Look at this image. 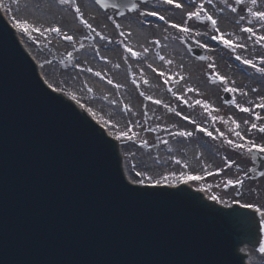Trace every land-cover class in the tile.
<instances>
[{"label":"water","instance_id":"95a60500","mask_svg":"<svg viewBox=\"0 0 264 264\" xmlns=\"http://www.w3.org/2000/svg\"><path fill=\"white\" fill-rule=\"evenodd\" d=\"M238 214L128 185L112 142L42 84L0 16V264H244Z\"/></svg>","mask_w":264,"mask_h":264},{"label":"bare ground","instance_id":"6f19581e","mask_svg":"<svg viewBox=\"0 0 264 264\" xmlns=\"http://www.w3.org/2000/svg\"><path fill=\"white\" fill-rule=\"evenodd\" d=\"M58 2L60 3H55V0H0V9L11 23L22 20L29 24L31 38L21 31H17V35L29 57L37 64L43 80L59 92L62 91L60 86H68L74 91L75 98L86 100L88 105H92L94 114L109 127L110 135L118 134L126 141L121 143L119 151L123 171L129 181L139 183L141 179L151 177L166 182L181 178V173L188 175L192 172V167L202 168L200 161H203V157L208 158L209 152L204 154L201 145H198L200 149L196 154L191 151L187 158L189 166L187 159L178 155L188 153V149L181 147L180 142L191 137L180 135L181 132H190L200 139L204 135L198 128H218L232 139L236 136V131L241 132L240 128L245 121L249 124L257 122L258 118L251 111L256 107V98L258 105L264 100V91L259 94L253 89L264 84V77L256 70L259 66L253 67L243 61L252 60L255 65L262 63L263 57L258 56V53L264 49V42H258V37L264 36V22L247 9L246 16H242L237 8H228L221 0H184L188 8L180 0L175 2L181 3L182 8H176L175 3L170 5L165 0H158L141 5V10L150 16L141 24L142 28L132 21L135 17L133 14L132 17L128 15L124 20L117 19L112 26L109 25L95 8L93 0ZM245 3L254 12L264 11V0H257L255 5L251 0H245ZM201 5L203 9H200ZM77 6L80 13L76 12ZM214 9L225 13L227 17L222 15L225 21L216 25L211 35L205 31L204 26L195 23V18L187 17L188 12L197 10H201L202 15H211L215 13ZM12 14L14 20L10 19ZM25 14L26 17L35 19V16L39 20L29 19V22ZM51 14L68 17V28L78 33V39H74L65 48L58 44L55 47L45 21ZM247 16L249 25H244L243 19ZM71 17H76L82 25L72 23ZM172 24L187 26L190 31L183 32L172 27ZM35 28L40 31H35ZM246 28H252L255 35L246 32ZM230 31L232 35L229 36L227 34ZM221 33L236 46L229 47L215 38ZM87 35L95 38L85 39ZM202 43L208 53L205 63L192 57L188 51L192 44ZM220 46L226 50L231 48L236 55H230L226 51V55L222 57L216 51ZM127 48L134 52L133 57L126 58L122 53ZM64 53L63 59L68 61V67L63 71L57 65ZM106 64L111 65L110 71ZM217 74L225 77V80H220ZM211 78L218 79L219 83H211ZM228 88L239 89L230 91L236 99L234 106L223 105L219 98L218 102L213 98V93L228 91ZM204 103L211 107L205 109ZM243 107L250 108L251 111H241ZM185 116L189 119L185 120ZM237 123L239 128L236 127ZM128 139L138 144L141 152ZM219 168L217 164H213L209 173L194 171L202 177L196 182L206 179L213 181L221 175ZM164 176L168 177L166 181L162 179ZM193 185L196 189L203 190L205 198L209 200H213V196L218 197L217 192L211 191L209 185L203 184V188ZM213 201L231 204L227 200ZM255 208L264 211L263 205L253 207ZM259 222L264 238V217H260ZM241 251L246 264H264V260L258 259L259 252L256 251L259 250L253 246L246 244Z\"/></svg>","mask_w":264,"mask_h":264},{"label":"rangeland","instance_id":"374dc122","mask_svg":"<svg viewBox=\"0 0 264 264\" xmlns=\"http://www.w3.org/2000/svg\"><path fill=\"white\" fill-rule=\"evenodd\" d=\"M183 3L184 0H181ZM189 1V0H187ZM223 2V4L226 7H232L233 9L237 8L238 13H241L242 16H246V9L248 10L250 7H248V5L245 3V0H242L241 2L238 1L236 2V0H221ZM55 3H59L58 0H55ZM143 4V3H141ZM96 9H98L102 15V17L104 18L105 22L108 23L109 25L112 26V24L114 23V21H116L117 19L119 20H124L123 18L129 16H133L135 15V17L133 18V22L138 26V27H142L141 23H143V20L145 19V16H143V13H141V7L138 8V10H135L134 12H130L128 11L126 14L119 16L117 15V9L114 8H110V10H104V8H102L100 5L95 4L94 5ZM187 6V5H186ZM188 8V6H187ZM191 8V6L189 7ZM215 11V15H217L216 18H218V20L223 23V21H225L224 19L227 17L225 15V13H221V11H218V9H214ZM133 14V15H132ZM222 15L225 17H222ZM26 17V14H25ZM36 20H39L37 17L33 16ZM208 16H201L200 18H197V20L195 21V23H197L198 25L204 26L205 31L211 35L213 33L211 26H212V22L211 20H209L207 18ZM29 19L31 20H35L31 17L28 16ZM28 18L26 17V19L28 20ZM72 18V17H71ZM249 17L247 16L245 19H243V24L244 25H249L247 19ZM67 19V20H66ZM46 24H48V29H49V34L51 35V38L54 39L55 41V47L58 44L59 46H62L65 48V46L69 45L70 43H73L72 41L74 40V38L78 39V33L76 31L70 30L68 28V17H65L63 15H50L48 17V20H45ZM72 23L74 24H79L82 25V23H80V21L76 18L73 17L72 18ZM262 25V24H261ZM59 27L60 28V33H56L54 31H51L50 29ZM262 29H264V24L262 25ZM62 33L61 37H57L58 35H60ZM230 35H232V32H229ZM245 34V33H244ZM53 36V37H52ZM66 36H71L73 37L72 40H68L65 39ZM55 37V38H54ZM89 40H93L95 37H93L91 35V38L89 35L86 36L85 39ZM56 39V40H55ZM48 44H51L49 42H47ZM193 46H190V48H188V51L190 53V55H192V57H196L200 62L205 63L206 60L205 59H201L200 57H198L197 55H195L194 53V48L198 47L196 46V44H192ZM216 51L218 52L217 54L221 55L222 57L224 55H226V51L222 50V49H216ZM122 53L125 55L126 58H128L131 54L132 51L129 50H125L124 52L122 51ZM260 53V52H259ZM258 53V55H259ZM66 53H64L62 55V59L59 60V68L61 70H65L66 66H67V60L63 59L64 55ZM264 56V53L263 55ZM48 63V62H46ZM107 70L110 71L111 65L110 64H106ZM211 83L213 84H218L219 80L216 78H211ZM253 89V88H251ZM254 91H256L257 93L260 94L261 91H264V84H262L259 88L257 86V88L253 89ZM213 98L217 101V98H219V101L221 104L223 105H232L231 103H226L225 101V93L221 91V93H217L214 94L213 93ZM218 102V101H217ZM258 102V99L256 98V103ZM134 120V118H133ZM193 130V129H192ZM217 134L220 135L219 130L216 128L215 129ZM185 141V142H184ZM180 142V146L181 147H186V149H188V153L187 154H178L181 157H185L186 159L190 157L191 151H194V153L196 154L198 149H200L201 145L204 149V154H207L209 152L208 158L203 157L204 159H202L203 161H200V159H197L198 161H200L203 165L201 166L202 168H195L192 167V171L196 172V171H200V172H209L212 171V167L213 164H217L220 168L219 171H221V175L217 177V179L214 181V190L217 189L219 195L223 198H227V199H231L233 198L235 200V198L244 200L247 203H256V204H261L264 206V177L255 179L253 177V174L250 171L251 165H253L254 163L252 162V160H248L247 158L244 159L242 154H239V152L235 151L236 148L234 147L233 143H229L228 138L224 137V136H220L219 139L217 141L211 142L208 139L205 138H198V137H190L187 140H184ZM140 150V148H138ZM183 151L185 152L186 150L183 149ZM203 154V155H204ZM211 154V155H210ZM187 166H189V160L187 159ZM200 167V166H199ZM231 180L233 181L234 185L236 184L235 181L236 180H240L243 181V186H241V184H236L237 189L241 188L244 189L243 191V195L238 196L236 190L232 189V184H229L228 181ZM228 187V189H227ZM232 189V192H231ZM264 259V257H263Z\"/></svg>","mask_w":264,"mask_h":264},{"label":"snow or ice","instance_id":"6c2138e0","mask_svg":"<svg viewBox=\"0 0 264 264\" xmlns=\"http://www.w3.org/2000/svg\"><path fill=\"white\" fill-rule=\"evenodd\" d=\"M69 2H70V0H61V3H69ZM165 3L170 4V5L175 3V7L176 8H182L183 7V5L181 3H177V2H175V0H165ZM251 3L253 5H255L257 3V0H251ZM200 9H203V5L200 6ZM248 11L251 12L252 15L254 17H256L258 20L264 22V11H255L254 12L251 8H249ZM76 12L77 13H80V8L78 6L76 7ZM151 14L152 15H158V13H151ZM201 15H202L201 10H197V11H193V12H188L187 13V17L189 19H192V18H200ZM81 18H82V14H81ZM160 18L161 19H164L163 16H161ZM207 18L212 21V25L215 27L216 24H217V21L215 19H213L212 16H208ZM84 23L87 24V21H84ZM17 26L20 27L25 32H28L29 31V27H30L27 22L21 23L20 21H17ZM88 27L91 28V25L88 24ZM117 27H119V25H117ZM172 27L181 29L183 32H189L190 31V29L187 26H182L180 24H172ZM34 30L35 31H40L39 28H35ZM50 30L51 31H54V32H59L60 31V28L59 27H56V28H53V29H50ZM245 31L246 32H249V33H252L253 35H255V33H254V31H253L252 28H246ZM217 32H219V29L218 28H217ZM215 38L223 41V43L226 44L229 47L236 46V45H234V42L232 40L225 39V36H224L223 33H221L219 36H217ZM65 39L72 40L73 37L66 36ZM258 42H264V36H259L258 37ZM239 46L240 47H243V45H239ZM129 51H131V49H129ZM137 55H139V54L137 53ZM161 59H163V58H161ZM243 63H245V64H251L253 67H256V65L254 64V62L252 60L245 59L243 61ZM213 67H215V65H213ZM258 70L261 71V72H264V68H260ZM161 75H163V73H161ZM217 75H218V78L220 80H225V77L219 76V74H217ZM110 83H111V81H110ZM145 83H147V81H145ZM192 90L193 89H189V91H192ZM227 90L228 91H233V92L234 91H239V89H236V88H228ZM149 98L151 99V97H149ZM156 103H160V101H156ZM197 103H201V101H197ZM204 107H205V109H209L211 106L209 104H207V103H204ZM237 107H240V105H237ZM258 107H264V104L258 105ZM241 111L250 112L251 109L250 108H247V107H243V108H241ZM256 115H257V118L259 119L260 118L259 117V114L257 113ZM184 119L185 120H188L189 117L185 116ZM213 119H215V117H213ZM192 123L195 124V121H192ZM245 123H247V121H245ZM236 127L239 128V124L238 123L236 124ZM255 129H258V131L260 133H264V126H258L256 123H252L251 126H250V130H255ZM201 131L207 132V134L209 136H212L213 135V133L210 132V131H208L206 128H202ZM123 135L126 136L127 133H123ZM180 135L190 136V135H192V133H190V132H181ZM221 135H223V133H221ZM235 135L238 136V137H241L242 140H245L246 139V137L242 136L241 132H239V131H236L235 132ZM228 142L229 143H233L235 147L247 148L249 151H251L252 149H255V148H258L261 151H264V144H256L252 140H247V143H241V144H235L233 141H228ZM249 145H251V147H249ZM138 175H139V173H138ZM181 178L182 179H193V180L202 179V177H200L198 175H195V176L194 175H191V174L185 175L184 173H181ZM149 179H151V177H149ZM162 179L166 181L168 179V177L167 176H164V177H162ZM138 182L139 183H144L143 180H140ZM160 182H161L160 180H156L155 181L156 184H159ZM228 183L231 184V183H233V181L229 180ZM235 183L236 184H242L243 181L236 180ZM212 199L213 200H216V199H219V198L216 197V196H213ZM246 207H250L251 208V207H256V205L248 204V205H246ZM261 216L264 217V212L261 213ZM261 251H264V249H261Z\"/></svg>","mask_w":264,"mask_h":264}]
</instances>
